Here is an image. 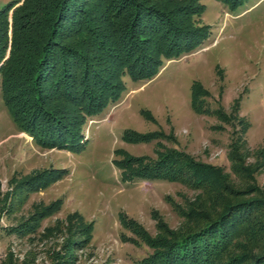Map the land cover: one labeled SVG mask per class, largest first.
Wrapping results in <instances>:
<instances>
[{
    "label": "rangeland",
    "instance_id": "obj_1",
    "mask_svg": "<svg viewBox=\"0 0 264 264\" xmlns=\"http://www.w3.org/2000/svg\"><path fill=\"white\" fill-rule=\"evenodd\" d=\"M177 4L179 17L203 5L196 25L210 26L207 39L151 79L124 75L119 100L87 118L80 148L37 143L0 89V264H143L155 251L149 238L182 233L192 209L209 210L201 189L132 174L136 164L119 149L152 162L179 151L220 166L225 188L243 198L264 196V0ZM195 80L208 112L192 106ZM128 131L153 137L127 140Z\"/></svg>",
    "mask_w": 264,
    "mask_h": 264
},
{
    "label": "trees",
    "instance_id": "obj_2",
    "mask_svg": "<svg viewBox=\"0 0 264 264\" xmlns=\"http://www.w3.org/2000/svg\"><path fill=\"white\" fill-rule=\"evenodd\" d=\"M220 1L236 9L247 0ZM177 2L13 0L1 6L0 89L17 126L44 147L80 148L87 118L119 100L124 75L151 79L166 59L189 53L207 39L210 26L196 25L203 5L183 8L186 15L179 17ZM203 91L195 80L191 100L200 113L208 112L198 104ZM133 135L124 137H153ZM117 151L136 164L132 174L182 181L212 199L209 210L203 205L190 211V229L159 242L149 238L155 251L143 264H264L262 192L243 198L240 191L225 188L227 175L220 166L196 162L179 151L153 162Z\"/></svg>",
    "mask_w": 264,
    "mask_h": 264
}]
</instances>
